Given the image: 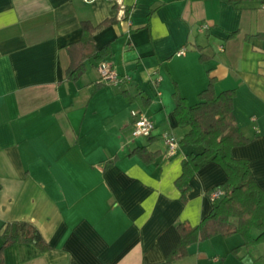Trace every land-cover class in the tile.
Wrapping results in <instances>:
<instances>
[{
  "label": "crops",
  "instance_id": "obj_1",
  "mask_svg": "<svg viewBox=\"0 0 264 264\" xmlns=\"http://www.w3.org/2000/svg\"><path fill=\"white\" fill-rule=\"evenodd\" d=\"M113 16L93 43L109 44L103 58L130 80L98 82L93 58L66 79V45L81 21ZM210 77L216 92L235 89V119L250 140L232 153L264 189V0H0V231L26 220L49 245L9 244L0 264H161L158 235L178 220L197 224L227 177L206 163L182 200V159L201 146L168 154L160 137L188 130L177 125L173 92L196 103ZM132 108L153 120L151 135H132ZM138 145L155 159L129 155ZM241 243L239 233L216 234L174 264H264V244L232 253Z\"/></svg>",
  "mask_w": 264,
  "mask_h": 264
},
{
  "label": "trees",
  "instance_id": "obj_2",
  "mask_svg": "<svg viewBox=\"0 0 264 264\" xmlns=\"http://www.w3.org/2000/svg\"><path fill=\"white\" fill-rule=\"evenodd\" d=\"M237 3L241 0H227ZM127 13V12H126ZM116 18L106 17L97 23L81 21L80 37L66 45L69 63L65 69L68 80H77L85 71V60H100L110 54V45L95 48L93 34L99 28L112 24ZM235 32H231L230 36ZM252 35H247L249 39ZM201 58L203 57L200 56ZM214 77L198 93V101L189 104L177 90L173 92V113L179 126H188L187 132L179 144L200 145L199 151H191L182 159V171L175 183L180 190V198L186 199L189 179L197 169L210 161L218 162L226 172V179L218 186L223 189L222 195L213 201L210 211L197 223L178 220L169 224L157 238L163 252L161 264H174L177 259L188 254V245L207 239L213 235L228 236L239 233L242 243L233 247L231 252L238 255L243 249L256 244H264V189L254 179L248 161L237 158L232 148L247 143L238 126L234 111V88L216 92ZM129 155H137L145 162H151L157 151H150L144 145L133 147ZM0 259L3 249L15 242L34 243L42 250L49 248L39 230L29 221L12 220L3 223L1 231Z\"/></svg>",
  "mask_w": 264,
  "mask_h": 264
},
{
  "label": "built area",
  "instance_id": "obj_3",
  "mask_svg": "<svg viewBox=\"0 0 264 264\" xmlns=\"http://www.w3.org/2000/svg\"><path fill=\"white\" fill-rule=\"evenodd\" d=\"M90 1V0H86ZM185 53V47H180L177 51V55ZM98 82L108 83L113 85H119L121 83L130 80V75L120 74L117 72L113 64L106 58L100 59L97 63ZM158 79V77L156 78ZM132 117L131 120V133L134 137L137 136H149L154 129L153 120L142 110L132 108L130 110ZM160 137L165 144L166 153L173 154L179 146V140L177 136L170 130H162ZM223 193L221 186H214L210 189L208 196L212 201H216Z\"/></svg>",
  "mask_w": 264,
  "mask_h": 264
}]
</instances>
